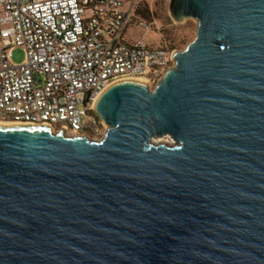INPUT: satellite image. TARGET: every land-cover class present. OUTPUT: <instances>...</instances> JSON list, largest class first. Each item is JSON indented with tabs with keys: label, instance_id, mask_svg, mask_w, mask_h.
Masks as SVG:
<instances>
[{
	"label": "water",
	"instance_id": "obj_1",
	"mask_svg": "<svg viewBox=\"0 0 264 264\" xmlns=\"http://www.w3.org/2000/svg\"><path fill=\"white\" fill-rule=\"evenodd\" d=\"M167 8L194 39L100 140L0 126V264H264V0Z\"/></svg>",
	"mask_w": 264,
	"mask_h": 264
},
{
	"label": "built area",
	"instance_id": "obj_2",
	"mask_svg": "<svg viewBox=\"0 0 264 264\" xmlns=\"http://www.w3.org/2000/svg\"><path fill=\"white\" fill-rule=\"evenodd\" d=\"M135 10V0H0V123L85 134L101 123L106 88L157 77L173 52L126 41L134 25L147 29Z\"/></svg>",
	"mask_w": 264,
	"mask_h": 264
},
{
	"label": "rangeland",
	"instance_id": "obj_3",
	"mask_svg": "<svg viewBox=\"0 0 264 264\" xmlns=\"http://www.w3.org/2000/svg\"><path fill=\"white\" fill-rule=\"evenodd\" d=\"M137 11V23H143L147 29L142 26L134 25L126 34L127 42L140 41L152 47H164L171 52H178L185 48L195 37L196 22L187 19L182 23H175L170 18L167 3L168 0H135ZM130 3L124 1L123 8L128 9ZM24 61V52L20 47L11 50V62L21 64ZM173 67V62H168L159 72L158 76L143 82L149 90H152L162 74ZM106 126L101 122L94 129L87 130L85 134L94 140H100ZM58 131V130H57ZM169 141L168 139H163Z\"/></svg>",
	"mask_w": 264,
	"mask_h": 264
},
{
	"label": "bare ground",
	"instance_id": "obj_4",
	"mask_svg": "<svg viewBox=\"0 0 264 264\" xmlns=\"http://www.w3.org/2000/svg\"><path fill=\"white\" fill-rule=\"evenodd\" d=\"M134 81H138V82H141V83H143V82H145L144 80H142V79H135ZM0 126H26V125H19V124H7V123H0ZM28 126V125H27ZM40 127V126H39ZM42 127H46V128H49V127H47V126H42ZM49 130L52 132V133H55V132H58V131H53L52 130V128H49ZM64 133V135L65 136H70V137H82V136H84V137H86L88 140H93V141H97V140H94V139H92V138H90L89 136H87L86 134H81V135H72V134H68V133H66L65 131L63 132Z\"/></svg>",
	"mask_w": 264,
	"mask_h": 264
},
{
	"label": "trees",
	"instance_id": "obj_5",
	"mask_svg": "<svg viewBox=\"0 0 264 264\" xmlns=\"http://www.w3.org/2000/svg\"><path fill=\"white\" fill-rule=\"evenodd\" d=\"M137 10V9H136ZM135 10V13H134V20L137 21L138 17H137V11Z\"/></svg>",
	"mask_w": 264,
	"mask_h": 264
}]
</instances>
